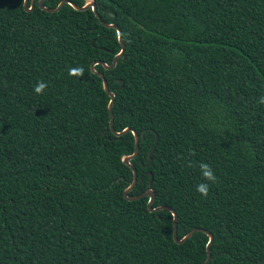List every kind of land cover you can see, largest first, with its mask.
Returning <instances> with one entry per match:
<instances>
[{"label":"trees","instance_id":"obj_1","mask_svg":"<svg viewBox=\"0 0 264 264\" xmlns=\"http://www.w3.org/2000/svg\"><path fill=\"white\" fill-rule=\"evenodd\" d=\"M29 1V0H28ZM0 0V264H264V0ZM61 0H43L53 8ZM82 5L86 0H69ZM84 69L79 77L69 69ZM37 81L48 87L36 94ZM102 131H104L102 133ZM156 142L147 165V153ZM216 183L207 197L199 163ZM191 163V167H189ZM151 181L148 185L149 174Z\"/></svg>","mask_w":264,"mask_h":264},{"label":"water","instance_id":"obj_2","mask_svg":"<svg viewBox=\"0 0 264 264\" xmlns=\"http://www.w3.org/2000/svg\"><path fill=\"white\" fill-rule=\"evenodd\" d=\"M33 2H34V0H29V1L28 0H23L22 5H23L24 10L30 11L33 8ZM42 2H43V0H37L36 1V4H37V6L40 9H42L44 11H47V12H54V11L58 10L59 7L62 6V4H64V3L69 4L72 8H74L76 10H84V9L90 8L93 11V13L95 14V16L97 17V19L99 20L100 23H102L105 26H109V27L115 28L117 41H118V43L120 45L119 51L116 54H114V56L112 57L111 62H110L109 65L105 64L103 61H95V62H91L90 63L89 68H90L91 71L95 72L94 69H93V65L95 63H100L103 66V68H105V69H109V68H112L114 66L116 59L122 55V52H123V49H124V45H123V42H122V39H121V32H120L119 28L116 25H114L112 23H105V22H103L100 19L99 15L96 12L95 4H94V2L92 0H86L80 6L74 4L73 2H71L69 0H61L53 8L45 7L42 4ZM95 73L101 78L102 88L107 93V95L109 96V100H108V103H107L108 127H109V129L115 135H119L121 133H125L127 131H130L131 134H132V136H133V151H132V153L131 154H128V155H124L121 158L122 162L131 169V174H132L131 181L129 182V184L123 190V193H122L123 197L125 199L131 200V199L140 198L142 196H146L147 197L146 207H147V209L149 211H156L158 209H166V210H168L171 213V216H172V221H171V225H172V238L176 242L183 241L184 239H186L187 237H189L192 234V232H194V231L200 230V231L204 232L206 234V236H207V241H206V244H205L206 257H205V259L203 260V262L201 264H207V261H208V259L210 257L209 246H210V244L212 242V235H211V233L209 231H207V230H205L203 228L193 227L184 236H182L181 238L178 239L176 237V214H175V212L170 207H168V206H155V207H152L151 206V203L153 201L154 194H153V191H152L151 188L145 189L142 193H140L138 195L127 196V192L132 189V187H133V185H134V183L136 181V171H135V168L129 163V159H131L137 153V150H138V147H137L138 137H139V135H142L143 131H141L140 134H138L134 129H132L130 127H125L122 130L117 131V132L112 130V112H111V106H112V102H113V93L108 90L107 85H106V81H105V78L103 77V75L101 73H99V72H95ZM103 132L104 131H102V133ZM155 142H156V136L154 137V144L151 146V148L149 149V151L147 153V162H146L145 165H147L149 163V161H150V155H151V152L154 149ZM147 173L149 174V180L147 182V184L149 185L150 184V181H151V173L150 172H147ZM262 258L264 260V256Z\"/></svg>","mask_w":264,"mask_h":264},{"label":"clouds","instance_id":"obj_3","mask_svg":"<svg viewBox=\"0 0 264 264\" xmlns=\"http://www.w3.org/2000/svg\"><path fill=\"white\" fill-rule=\"evenodd\" d=\"M83 72H84V69L80 66L72 67L69 69V75L70 76L79 77V76L83 75ZM47 87H48L47 82L37 81L36 85L34 87V92L36 94H42ZM258 102L260 104H264V96H261ZM188 166L191 167L192 166L191 163H189ZM198 167H199V170H200L201 175L203 177V180L207 181V182L198 183L196 186V191L198 193H200L201 196L207 197V195L209 193L210 183H213V184L216 183L218 178L215 175V172H214V170L210 164L205 163V162H200Z\"/></svg>","mask_w":264,"mask_h":264}]
</instances>
